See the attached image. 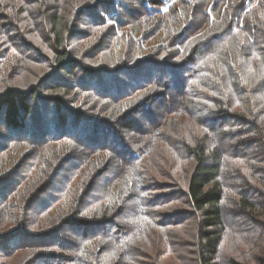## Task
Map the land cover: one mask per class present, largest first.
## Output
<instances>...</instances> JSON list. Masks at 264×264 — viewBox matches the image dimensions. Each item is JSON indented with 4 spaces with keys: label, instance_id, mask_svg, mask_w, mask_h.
Returning <instances> with one entry per match:
<instances>
[{
    "label": "trees",
    "instance_id": "16d2710c",
    "mask_svg": "<svg viewBox=\"0 0 264 264\" xmlns=\"http://www.w3.org/2000/svg\"><path fill=\"white\" fill-rule=\"evenodd\" d=\"M0 264H264V0H0Z\"/></svg>",
    "mask_w": 264,
    "mask_h": 264
}]
</instances>
